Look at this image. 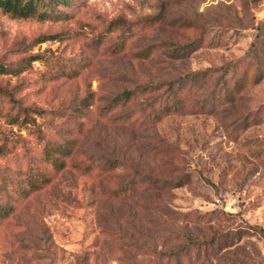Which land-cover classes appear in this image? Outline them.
<instances>
[{
  "label": "rangeland",
  "instance_id": "374dc122",
  "mask_svg": "<svg viewBox=\"0 0 264 264\" xmlns=\"http://www.w3.org/2000/svg\"><path fill=\"white\" fill-rule=\"evenodd\" d=\"M47 1L0 8V264H264V0Z\"/></svg>",
  "mask_w": 264,
  "mask_h": 264
},
{
  "label": "trees",
  "instance_id": "16d2710c",
  "mask_svg": "<svg viewBox=\"0 0 264 264\" xmlns=\"http://www.w3.org/2000/svg\"><path fill=\"white\" fill-rule=\"evenodd\" d=\"M51 1H54V0H49V2ZM46 3H48L47 0H0V8L6 11H11L13 13H18L19 15L23 17L31 16L34 14H37L39 17H45L49 13L46 12V10L39 11L38 7L39 5H42V4L45 5ZM263 26L264 24L259 26L258 29L261 30ZM116 27H117V24L114 25V28ZM260 37H261V34H257V38H260ZM252 46H255V42L252 43ZM143 51H145L143 54L145 57L150 53L146 49ZM7 71H9V69L0 62V73H3V72L6 73ZM148 89H149V86L147 84V85L136 86L135 88L130 89V90H124L121 93H118L117 95H115L111 99L110 105L116 106L120 103L124 104L130 101L131 98H133V96H135L137 93H141V94L146 93ZM0 94L11 95L8 92V90L1 88V87H0ZM171 105L173 104H170V106H167V107H172ZM37 113L40 114L42 113V111H37ZM13 117L14 116H12L11 118ZM122 117L123 119L124 118L126 119L128 117V114H123ZM73 145H74L73 140H66L60 144L53 145L47 148L44 151L45 161H47L51 165V167L57 171L63 169L66 164L64 159L71 154ZM49 181H50L49 177H46L44 173H36L33 176L30 175L26 179V186L19 187V189L21 190L20 193L23 196L27 195L33 190L40 189L42 185L49 183ZM125 189H126L125 187H121L119 190H117V192L124 191ZM10 212H12V208L10 206H5V205L0 206V215H7ZM189 241L190 242L192 241L193 243L195 242L191 239H189ZM197 242L199 244L201 243L200 241H197ZM181 248L183 249L184 246Z\"/></svg>",
  "mask_w": 264,
  "mask_h": 264
}]
</instances>
